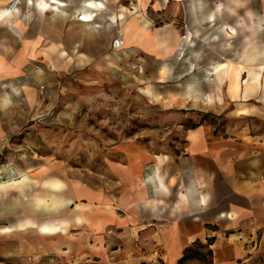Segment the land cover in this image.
I'll return each mask as SVG.
<instances>
[{
    "label": "crops",
    "instance_id": "obj_1",
    "mask_svg": "<svg viewBox=\"0 0 264 264\" xmlns=\"http://www.w3.org/2000/svg\"><path fill=\"white\" fill-rule=\"evenodd\" d=\"M11 1L0 0V150L84 75L126 59L153 61L149 94L165 99V85L185 86L170 97L195 124L179 152L143 148L109 165L112 181L52 165L39 180L3 186L0 223L12 246L0 255L179 264L213 238L212 264H249L264 245V0H138L136 16L123 0H21L6 14Z\"/></svg>",
    "mask_w": 264,
    "mask_h": 264
},
{
    "label": "rangeland",
    "instance_id": "obj_2",
    "mask_svg": "<svg viewBox=\"0 0 264 264\" xmlns=\"http://www.w3.org/2000/svg\"><path fill=\"white\" fill-rule=\"evenodd\" d=\"M138 4V0H123L120 9L136 16L141 13L134 8ZM167 13L165 20H169ZM122 37L120 31L114 40L115 50L121 51ZM152 62L138 67L135 60H120L112 72L84 75L77 91L65 93L64 98L55 100L54 108L38 114L28 135L20 134L11 146L0 150V192L11 181L41 179L52 165L72 177L101 184L113 180L109 165L125 163L131 151L145 148L152 153H166L183 149L187 128L195 122L186 118L184 109L172 104L175 97L170 96H185V86L165 85V99L153 91L145 92L143 88H151L154 83ZM201 80V76L194 80L195 99L202 97L197 87ZM40 95L44 97V93ZM63 102L67 108L64 113ZM6 227L0 223V250L12 246L7 234H2L10 231ZM193 248L202 254L207 251L200 243ZM0 264L49 263L37 257L0 255ZM182 264L209 262L193 256ZM249 264H264V245Z\"/></svg>",
    "mask_w": 264,
    "mask_h": 264
},
{
    "label": "trees",
    "instance_id": "obj_3",
    "mask_svg": "<svg viewBox=\"0 0 264 264\" xmlns=\"http://www.w3.org/2000/svg\"><path fill=\"white\" fill-rule=\"evenodd\" d=\"M213 242V238H209L208 239V243L207 244H203L201 242H196L195 244L197 243H200V247L202 248H205L207 250L206 253L202 254L200 253L199 251L197 250H194L193 246L191 247H188L186 250H185V253H184V256L181 258L179 264H182L184 261H186L187 259H189L190 257H199V258H203L204 260H208L209 264H212V261H211V255H212V250L209 248L210 244H212ZM143 264H146V263H143Z\"/></svg>",
    "mask_w": 264,
    "mask_h": 264
},
{
    "label": "built area",
    "instance_id": "obj_4",
    "mask_svg": "<svg viewBox=\"0 0 264 264\" xmlns=\"http://www.w3.org/2000/svg\"><path fill=\"white\" fill-rule=\"evenodd\" d=\"M21 4V0H12L9 4L8 7L11 11H17L19 5Z\"/></svg>",
    "mask_w": 264,
    "mask_h": 264
},
{
    "label": "bare ground",
    "instance_id": "obj_5",
    "mask_svg": "<svg viewBox=\"0 0 264 264\" xmlns=\"http://www.w3.org/2000/svg\"><path fill=\"white\" fill-rule=\"evenodd\" d=\"M46 5H48V4H46ZM11 12H13V11H11L8 6H7V9L4 10V13H6V14L11 13ZM85 19H87V18H85ZM45 229H47V227H45Z\"/></svg>",
    "mask_w": 264,
    "mask_h": 264
}]
</instances>
